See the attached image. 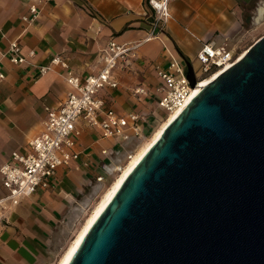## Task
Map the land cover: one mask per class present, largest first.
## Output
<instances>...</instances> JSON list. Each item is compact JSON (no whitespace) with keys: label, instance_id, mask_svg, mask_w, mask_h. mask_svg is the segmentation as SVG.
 Returning <instances> with one entry per match:
<instances>
[{"label":"crops","instance_id":"1","mask_svg":"<svg viewBox=\"0 0 264 264\" xmlns=\"http://www.w3.org/2000/svg\"><path fill=\"white\" fill-rule=\"evenodd\" d=\"M261 1H172L165 30L119 61L114 70L118 86L99 91L105 107L120 114L155 109L152 92V97H145L134 91L139 86L154 90L159 82L154 63L167 64L170 54L179 59L187 56L194 63L203 40L223 42L235 35L249 11L255 13L253 19L257 17ZM33 3L38 4L39 15L28 22L23 15ZM146 9L145 0H0V165L13 150H26L28 140L43 129L45 105L60 104L70 89L62 66L52 64L40 74L37 65L60 54L81 76L97 72L110 40L132 43L145 37L151 20ZM15 39L24 53L35 50L21 64L6 53ZM78 128L80 159L60 167L53 186L5 201L0 212V264H49L67 242L78 210L91 192L93 165L101 158V148L114 142L82 119ZM6 192L0 175V197Z\"/></svg>","mask_w":264,"mask_h":264},{"label":"water","instance_id":"2","mask_svg":"<svg viewBox=\"0 0 264 264\" xmlns=\"http://www.w3.org/2000/svg\"><path fill=\"white\" fill-rule=\"evenodd\" d=\"M68 264H264V33L166 126Z\"/></svg>","mask_w":264,"mask_h":264},{"label":"built area","instance_id":"3","mask_svg":"<svg viewBox=\"0 0 264 264\" xmlns=\"http://www.w3.org/2000/svg\"><path fill=\"white\" fill-rule=\"evenodd\" d=\"M172 1L174 0H145L146 10L151 16L145 37L132 43L110 40L109 45L102 50L103 63L97 72L81 76L60 54H55L48 64L37 65L40 74L50 70L52 64L62 66L66 70L65 79L70 89L60 104L45 105L43 129L28 140L26 150H13L10 159L0 165L2 184L7 191L0 197V212H3L6 200L15 201L35 193L40 188L52 187L59 168L80 159L77 136L80 134L78 123L81 119L100 129L102 137L114 139L112 145L101 148L100 160L92 164L95 172L89 180L91 192L80 206L90 208L127 164L139 140L145 136L149 118L160 116V110L167 115L186 102L192 89L187 65L184 59L173 54L168 57L167 64L154 63L159 77L154 90L144 86L134 90L145 97H152V92V100L157 103L155 109L132 110L120 114L114 108H106L105 99L99 95L104 87L118 86L114 70L130 50L158 37L165 30L172 17ZM39 11L38 4L33 3L23 19L33 22ZM6 53L12 62L21 64L28 60V56H34L35 50L24 53L20 42L15 39L9 43ZM239 57L240 51L226 41L203 40L196 55L200 72L193 63L197 82L221 66L232 65Z\"/></svg>","mask_w":264,"mask_h":264},{"label":"bare ground","instance_id":"4","mask_svg":"<svg viewBox=\"0 0 264 264\" xmlns=\"http://www.w3.org/2000/svg\"><path fill=\"white\" fill-rule=\"evenodd\" d=\"M264 18V1L260 4L257 10V17L256 20L260 21ZM247 49H245L242 54ZM229 65L221 66L214 71H212L207 76H204L198 80L195 86L192 87L191 93L189 97L187 98L186 102L180 106L179 108L173 110L166 116H168L160 125L159 127L149 136L148 140H146L142 145L139 147V149L132 153L131 157L129 158L127 164L125 167L120 171L110 183V187L104 192V194L101 196L100 200L94 207V210L91 214V216L86 220V222L81 226L79 231L77 232L76 236L74 237L72 243L69 245V247L63 252L61 255V258L59 259L57 264H68L69 260L73 256L74 252L78 248L79 244L83 240L84 236L86 235L87 231L93 224V222L97 219L98 215L102 212V210L105 208V206L108 204V202L111 200L117 189L120 187L124 179L127 177V175L131 172V170L136 166V164L141 160V158L144 156V154L147 152V150L150 148V146L159 138L163 130L166 128V126L179 114V112L186 106V104L189 102V100L201 89L202 86H204L207 82L212 80L217 74H219L221 71H223L225 68H227ZM163 117V116H160ZM146 138V136H143L142 139Z\"/></svg>","mask_w":264,"mask_h":264},{"label":"rangeland","instance_id":"5","mask_svg":"<svg viewBox=\"0 0 264 264\" xmlns=\"http://www.w3.org/2000/svg\"><path fill=\"white\" fill-rule=\"evenodd\" d=\"M259 4H258V6H259ZM258 6H257V8H258ZM255 10H256V8L254 9V12H255ZM254 14L255 13L249 11V15L250 16H248L247 20L246 19L244 20L243 26L236 32V34L233 35V36H229V37L224 38V40L226 42H228L230 46H235V48L238 51H240V54L245 49H247L248 46L255 39H257L260 35H262L264 33V18L262 20H260V21H256V18L253 19V15ZM194 65H195V68H197V70L200 72V67H199L198 60L194 61ZM155 104H156V107H157V103H155ZM154 107H155V105H154ZM159 113H160V116H163V117L153 116L152 118H149V122H147L146 129H145L146 138H144L142 140H139V142L137 144V147H138L137 150L142 145V143H144L146 140H148L149 136H151V134L159 127V125L168 117V116H166L165 113L162 112V110H160ZM105 191H103L99 195V197L96 199V201L93 203V205L90 208L87 207V206H84V208L80 207V209L78 210L79 211L78 215H77L75 221L71 225L72 226V230L69 233V236L67 238V242H65L63 248H60L59 250H57V254L54 256V258L51 260V262H49V264H57L58 263L59 259L61 258V254H63V251L66 250L69 247V245L72 243L74 237L76 236V234L79 231V229L81 228V226L91 216V214H92V212L94 210V207L96 206V204L98 203V201L100 200L101 196L104 194Z\"/></svg>","mask_w":264,"mask_h":264},{"label":"trees","instance_id":"6","mask_svg":"<svg viewBox=\"0 0 264 264\" xmlns=\"http://www.w3.org/2000/svg\"><path fill=\"white\" fill-rule=\"evenodd\" d=\"M187 56H185V58H186Z\"/></svg>","mask_w":264,"mask_h":264}]
</instances>
